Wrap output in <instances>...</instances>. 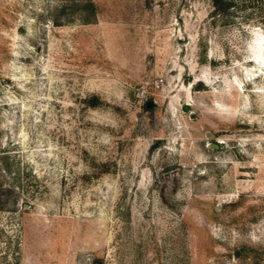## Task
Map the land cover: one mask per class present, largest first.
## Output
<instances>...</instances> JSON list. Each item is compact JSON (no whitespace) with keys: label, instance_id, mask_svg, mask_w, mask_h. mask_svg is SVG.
Masks as SVG:
<instances>
[{"label":"rangeland","instance_id":"obj_1","mask_svg":"<svg viewBox=\"0 0 264 264\" xmlns=\"http://www.w3.org/2000/svg\"><path fill=\"white\" fill-rule=\"evenodd\" d=\"M227 1L0 0V264H264V0Z\"/></svg>","mask_w":264,"mask_h":264},{"label":"built area","instance_id":"obj_2","mask_svg":"<svg viewBox=\"0 0 264 264\" xmlns=\"http://www.w3.org/2000/svg\"><path fill=\"white\" fill-rule=\"evenodd\" d=\"M162 78L158 77V78H152V80H150V86L153 88H157L160 84H161ZM137 93L139 94H143L145 95V93H147V87L144 83H140L137 87Z\"/></svg>","mask_w":264,"mask_h":264},{"label":"trees","instance_id":"obj_3","mask_svg":"<svg viewBox=\"0 0 264 264\" xmlns=\"http://www.w3.org/2000/svg\"><path fill=\"white\" fill-rule=\"evenodd\" d=\"M214 4L218 7L220 6H224V5H227L228 4V1L227 0H213ZM92 5V4H90ZM92 100H90L89 104L90 105H93L96 101V97L95 96H92L91 97Z\"/></svg>","mask_w":264,"mask_h":264},{"label":"bare ground","instance_id":"obj_4","mask_svg":"<svg viewBox=\"0 0 264 264\" xmlns=\"http://www.w3.org/2000/svg\"><path fill=\"white\" fill-rule=\"evenodd\" d=\"M263 51H264V48H263ZM261 58H263V57H261ZM261 60H262V59H261ZM262 62H263V61H262ZM262 62H261V64H264V63H262Z\"/></svg>","mask_w":264,"mask_h":264}]
</instances>
